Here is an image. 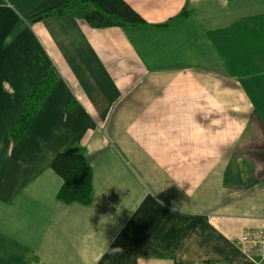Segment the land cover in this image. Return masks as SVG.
Listing matches in <instances>:
<instances>
[{"label":"crops","instance_id":"1","mask_svg":"<svg viewBox=\"0 0 264 264\" xmlns=\"http://www.w3.org/2000/svg\"><path fill=\"white\" fill-rule=\"evenodd\" d=\"M65 1L0 0V264H264L238 246L251 230L264 245V0H124L137 26L29 21ZM70 148L88 203L57 199L51 162Z\"/></svg>","mask_w":264,"mask_h":264},{"label":"trees","instance_id":"2","mask_svg":"<svg viewBox=\"0 0 264 264\" xmlns=\"http://www.w3.org/2000/svg\"><path fill=\"white\" fill-rule=\"evenodd\" d=\"M188 12L182 10L165 24L182 20ZM71 15L91 27L145 25V20L124 0H67L29 17L30 22L49 17ZM55 73L48 69L34 91L23 101L21 110L11 125L9 135L19 139L55 82ZM51 168L62 178L57 199L65 202L88 203L91 197V166L81 148H70L54 156Z\"/></svg>","mask_w":264,"mask_h":264},{"label":"built area","instance_id":"3","mask_svg":"<svg viewBox=\"0 0 264 264\" xmlns=\"http://www.w3.org/2000/svg\"><path fill=\"white\" fill-rule=\"evenodd\" d=\"M262 235L259 230L245 231L241 239L238 241V246L241 251L248 257L258 253L261 256L264 254V245H262Z\"/></svg>","mask_w":264,"mask_h":264},{"label":"clouds","instance_id":"4","mask_svg":"<svg viewBox=\"0 0 264 264\" xmlns=\"http://www.w3.org/2000/svg\"><path fill=\"white\" fill-rule=\"evenodd\" d=\"M160 204H162V201H158ZM173 212L176 211V208L173 207L172 209ZM110 251L112 252V254H121L123 252V249L119 248V247H114V248H111L110 247Z\"/></svg>","mask_w":264,"mask_h":264},{"label":"rangeland","instance_id":"5","mask_svg":"<svg viewBox=\"0 0 264 264\" xmlns=\"http://www.w3.org/2000/svg\"><path fill=\"white\" fill-rule=\"evenodd\" d=\"M242 236H243V235H242ZM242 236H241V237H242ZM241 237H240L239 239H241ZM262 245H263V242H262Z\"/></svg>","mask_w":264,"mask_h":264}]
</instances>
